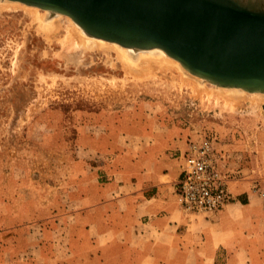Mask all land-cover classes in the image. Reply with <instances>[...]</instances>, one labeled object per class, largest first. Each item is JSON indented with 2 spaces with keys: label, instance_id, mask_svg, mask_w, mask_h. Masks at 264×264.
I'll list each match as a JSON object with an SVG mask.
<instances>
[{
  "label": "rangeland",
  "instance_id": "374dc122",
  "mask_svg": "<svg viewBox=\"0 0 264 264\" xmlns=\"http://www.w3.org/2000/svg\"><path fill=\"white\" fill-rule=\"evenodd\" d=\"M63 36L47 39L26 11H0V233L28 231L13 250L52 244L51 218L74 204L78 179L100 156L92 147L111 132L153 122L186 130L187 143L208 138L219 150L246 135L264 142L262 107L233 108L214 93L198 94L175 70L134 79L112 51L63 57Z\"/></svg>",
  "mask_w": 264,
  "mask_h": 264
},
{
  "label": "crops",
  "instance_id": "0c3cea01",
  "mask_svg": "<svg viewBox=\"0 0 264 264\" xmlns=\"http://www.w3.org/2000/svg\"><path fill=\"white\" fill-rule=\"evenodd\" d=\"M187 135L153 122L108 134L92 147L100 156L78 179L74 204L51 218L52 244L13 250L28 231L4 230L0 264H264V142L223 144L233 200L202 217L179 201Z\"/></svg>",
  "mask_w": 264,
  "mask_h": 264
},
{
  "label": "water",
  "instance_id": "95a60500",
  "mask_svg": "<svg viewBox=\"0 0 264 264\" xmlns=\"http://www.w3.org/2000/svg\"><path fill=\"white\" fill-rule=\"evenodd\" d=\"M6 1L67 16L101 41L159 50L209 84L264 94V0Z\"/></svg>",
  "mask_w": 264,
  "mask_h": 264
},
{
  "label": "bare ground",
  "instance_id": "6f19581e",
  "mask_svg": "<svg viewBox=\"0 0 264 264\" xmlns=\"http://www.w3.org/2000/svg\"><path fill=\"white\" fill-rule=\"evenodd\" d=\"M9 9L23 10L29 13L33 21L36 22V31L41 32L47 39L63 30L64 36L60 43L62 44L60 46L63 47L61 49L63 50V57L67 56L69 58V54V56L74 54L79 57L87 51H102V53L112 51L115 52L117 60H119V63L126 70L127 75H130L134 79L141 80L153 76L157 72L175 70L179 73L181 80L188 81L192 89L198 94L214 93L222 97L226 105L233 108L239 106L240 103H249L251 107L257 108V110H260L261 107L264 109L263 93L246 92L238 88L219 87L212 84L207 85L206 81L190 75L177 61L159 50L135 51L114 43L101 41L86 35L67 16L53 14L49 11L22 5L17 2L0 0V11H8ZM71 59L73 58L71 57Z\"/></svg>",
  "mask_w": 264,
  "mask_h": 264
},
{
  "label": "built area",
  "instance_id": "2783aa9c",
  "mask_svg": "<svg viewBox=\"0 0 264 264\" xmlns=\"http://www.w3.org/2000/svg\"><path fill=\"white\" fill-rule=\"evenodd\" d=\"M229 169L215 143L203 138L188 142L177 185L180 206L192 216L217 214L233 200L228 191Z\"/></svg>",
  "mask_w": 264,
  "mask_h": 264
}]
</instances>
